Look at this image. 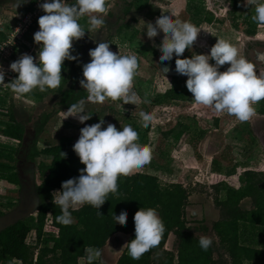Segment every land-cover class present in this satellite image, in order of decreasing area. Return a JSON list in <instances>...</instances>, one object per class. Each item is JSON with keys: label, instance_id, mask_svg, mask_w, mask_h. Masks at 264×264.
<instances>
[{"label": "clouds", "instance_id": "obj_1", "mask_svg": "<svg viewBox=\"0 0 264 264\" xmlns=\"http://www.w3.org/2000/svg\"><path fill=\"white\" fill-rule=\"evenodd\" d=\"M39 6L44 15L38 18L39 30L33 37L41 45L38 61L32 55H21L9 65L10 70L18 75L8 83L4 82L5 71L0 67V85H7L16 95L30 93L33 89L44 92L60 87L64 79L61 72L64 60H77V56L72 55L73 41L83 38L86 33L79 18L89 14L90 29H99L104 25L103 16L110 7L106 0H74L71 3L69 0H44ZM252 19L264 26V0L256 3ZM142 22L149 38L155 37L160 30L165 33L158 45L161 50L159 59L170 61L176 56L175 71L187 76L186 87L196 104L210 106L218 113L227 112L240 121L251 119L256 112L253 104L264 99V72L258 73L254 63L243 56L235 44L218 37L208 54L194 53L191 57L181 58L186 48H192L200 33L197 25L170 14H161L155 23ZM109 45L107 41H100L89 50L91 59L82 66L84 78L79 83L87 91L86 99L103 103L111 98L121 99L124 104H136L140 97L133 90V81L138 73V56L130 51L127 54L114 52ZM225 64L228 65L226 70L220 71ZM168 83L172 87L169 80ZM63 112L66 118L73 116L81 123L91 117L85 111L84 99L72 103ZM140 116L145 127L156 118L154 112L146 110H141ZM104 124V119H100L97 123L85 125L73 145L85 167L79 170L78 177L63 181L61 190L54 192L53 202L61 210L56 220L62 224H71L70 209L84 204L94 206L103 216L99 208L109 193L118 192V178L131 174L152 158L151 146L138 142V129L130 124L119 129L113 123H107L106 127ZM127 215V209H123L119 214L113 213V219L126 224ZM133 219L135 238L126 244L129 255L139 259L159 245L165 225L154 207L139 208ZM212 242L209 236L199 238V245L204 250ZM85 253L88 264H92L101 257L102 250L87 246Z\"/></svg>", "mask_w": 264, "mask_h": 264}, {"label": "trees", "instance_id": "obj_2", "mask_svg": "<svg viewBox=\"0 0 264 264\" xmlns=\"http://www.w3.org/2000/svg\"><path fill=\"white\" fill-rule=\"evenodd\" d=\"M232 4L235 6V1ZM146 7L153 15L159 14V9L154 5L147 4ZM75 56L77 60H71L66 73H62L64 79L60 87L43 92L57 99V105L62 110H67L80 99L87 100V91L79 83L84 78L82 66L87 61L79 53ZM223 66L228 67L227 64ZM153 103L160 104V101L155 97ZM260 113L264 115V99H261ZM50 116L43 113L34 122L35 139L26 150L37 207L31 215L0 233L1 264H7L14 258L22 264H78L82 257L88 264L85 253L87 246L102 249L116 233L128 235V242L135 238L133 217L141 207L157 209L165 225L162 239L159 245L139 259L129 255L127 246L116 264H264L261 241L253 240L246 244L242 241L241 231L247 228L264 231V167L239 171L233 165L221 175L215 173L219 170L213 162L211 189L220 216L211 225L216 241L212 239V245L207 250L200 247V237L195 235L194 229L201 233L208 232V229H192L187 225V187L181 183H162L158 177L142 172L118 178V192L109 193L99 208L103 216L94 206L84 204L70 209L73 217L71 224L58 222L56 216L61 214V210L53 202L52 191L61 190L62 182L78 177L79 170L85 166L73 150V141L45 147L37 145V138L44 131ZM2 133L19 142L16 148L0 144V160L12 163L23 146L24 125L11 115L10 123ZM0 170H4L0 178L20 185L15 167H2L0 163ZM221 193L224 198H220ZM244 200H250L249 209L242 208ZM123 209H127L128 213L126 224L113 219V213L119 214ZM3 214L0 213V216ZM170 235L175 237L174 251L165 248ZM92 264L99 262L93 261Z\"/></svg>", "mask_w": 264, "mask_h": 264}, {"label": "crops", "instance_id": "obj_3", "mask_svg": "<svg viewBox=\"0 0 264 264\" xmlns=\"http://www.w3.org/2000/svg\"><path fill=\"white\" fill-rule=\"evenodd\" d=\"M14 1H16L13 2L15 6L21 4V0ZM30 2L31 0H29L28 4H30ZM210 2L212 1L210 0ZM157 8L159 9L160 14H166L164 9L160 10V7ZM209 11L212 12V15L210 13L207 16L205 15L202 23L198 26L200 29L199 36L193 43L195 49L200 51L198 54H208L210 52L209 47L215 44L216 39L218 37H223L235 44L243 55V41L244 38H247L246 34L238 28L239 26L237 27L236 23L231 22V24L227 20H222V23L218 24L214 19L219 18V20H221L226 14L230 16L232 13L230 11L228 13L225 7H223V9L220 7L217 8L214 3L209 7ZM10 12L16 14L7 8H2V11L0 12V20L4 21L2 20V17L9 16L8 13ZM160 14L154 16V18L158 17ZM107 15L110 14L107 13ZM236 16L238 17V14H236ZM236 16H231L232 21L239 20L242 21L241 24H248L251 21V16L247 20H241ZM10 18L12 17H9L8 20H5L4 23L0 24V42L2 38H4L6 32L3 24L6 23L7 26L10 27L14 22L12 21L13 18H15L14 15L12 19ZM249 29L255 32L260 31V29H257L254 26L251 27V25H249ZM38 30L39 25L32 29L31 33L25 38L23 44L27 54L32 55L34 58L37 57V61L41 45L36 43L33 37L34 33ZM213 37L215 38L214 40ZM97 41L98 39L96 42ZM74 42H76V40H74ZM74 42L72 55L75 56L78 54L75 52L78 43ZM208 43V49L205 50L206 44ZM87 45L88 43H86V46ZM260 57L264 58L263 55H260ZM173 59L175 60L176 57L174 56ZM70 61L71 60L67 59L64 60L61 70L62 73H66L68 70ZM213 62L214 61H210V63ZM10 64L11 63L8 61L0 62L2 68H7ZM170 66L171 67H168L172 68L171 73L166 74L167 76L163 79L165 89L162 92L156 91L154 93L155 96L151 101L147 98H143L141 102L140 99L136 104H124L122 101L121 105L118 107V112L119 114H122V120L125 122V125H132L135 116L139 117L141 110L154 112L156 117L147 127H144V129L137 128L135 124L132 125L134 128L138 129V142L141 144H148L152 148L151 160L142 167L134 170L132 173L142 172L156 177L157 175L155 174L159 173L170 176L172 175V160L174 159L175 164L181 162L188 169H196L199 170L198 172L207 170L208 168L213 170L212 165L214 162L216 169L219 170L215 173L224 175L228 168H224L223 163L226 162L229 165L231 161H238V159H232L235 154L242 157L240 159L242 161L239 163L238 168L243 171L257 170L258 168L264 167V115L260 113L261 100L253 104L256 112L248 121H240L234 115L228 114L227 112H217V116L204 117L203 115H206V112L202 109L203 105L196 104L193 100L192 93H190L188 89L181 88L184 77L182 74H180V76L177 75L175 71V61H173ZM225 69L224 66H221L220 71H224ZM256 70L258 73L264 72V67H256ZM137 74H139V72ZM17 75L18 74L14 72V76L16 77ZM167 79L170 83L173 82L171 83L172 87ZM133 90L137 94L139 93L137 88H134ZM155 97L158 98L160 104L153 103ZM90 103L92 102L85 100V111L91 117L89 120L81 123L76 117L69 116L66 118L63 112L66 110H62L57 105V100L50 94L43 93L38 89H33L30 93L16 95L7 87L0 97V134L4 137V140H0V144L13 148H16L19 144L18 140L6 137L2 133L6 125L10 123L11 115L17 122L24 125V143V141L27 140V136L30 134L29 126H33L37 118L43 114V111H49L47 114H51L49 122L43 132L45 138L52 141L53 144H59L64 141L76 142L79 138L78 136L80 135L81 128L85 125H91L99 122L100 119L106 118L104 117L105 114L102 115V111H93L91 105H89ZM184 103H190L192 106L181 107ZM211 110L213 109L211 108ZM175 112H178V115L173 116ZM139 122L142 123V118ZM70 127L74 128V133L68 135L67 130ZM153 131H155V133L157 132V134L153 135ZM220 144L222 145L221 147ZM252 152H254L253 155ZM18 159L19 155L15 156V161L12 163L5 161V159L0 160V163L2 167L12 165L16 169L14 172H17ZM141 168L145 170L143 171ZM1 173H4V170H0V175ZM0 182L1 184L3 182L6 183L3 184L5 187H1L0 189L1 196H6L3 195L5 192L11 195L16 194L18 191V194H20V185L10 183L4 178H0ZM2 199L3 201H13L11 200L12 198L2 197ZM121 236L125 238L124 242H121ZM125 236L128 235L116 233L110 237L106 245L101 249L102 255L100 258L103 260L104 257L106 259L112 258L113 260V254L118 251L119 246L127 248L126 243L128 242V238ZM123 252L119 255L117 253L118 256L116 257L115 264ZM95 261L101 264V260L97 259ZM18 262L20 261L13 259L7 264H18ZM78 264H85L84 259H80Z\"/></svg>", "mask_w": 264, "mask_h": 264}, {"label": "rangeland", "instance_id": "obj_4", "mask_svg": "<svg viewBox=\"0 0 264 264\" xmlns=\"http://www.w3.org/2000/svg\"><path fill=\"white\" fill-rule=\"evenodd\" d=\"M73 1L74 0H69L70 3ZM211 1L212 2H210V0L209 2L208 0H106V3L110 5L107 12L110 15L106 14L103 16L105 23L99 29H90L89 14H86L79 18V23L84 27L86 33L83 38L76 40V42L73 41L74 43H78L75 52L81 54L82 57L87 62H89L91 59V57L89 56V50L94 49L100 41H107L110 43L109 47L112 48L111 50H113L114 52L120 51L122 54H127L130 51L136 53L138 56L139 74H137L134 77L133 89L137 88L139 90L138 96L141 99L140 102L143 100V98H147L148 100L151 101L152 98L155 96L154 93L156 91L162 92L165 89V85L163 84L164 82L163 79L165 78V76H167L166 74L171 73L172 68H169L171 67L170 63H173V61L175 60L172 59L170 61H160L159 59L161 55V50L158 48V45L162 43L163 36L165 35L163 30H160L158 34L152 38H149L146 35V25H144L142 20L145 23L147 22L155 23V20L157 18V17L154 18L155 15H153L151 11L147 9L146 7L147 4L152 6L154 5L155 7L156 6L160 7V10L164 9V12L166 14L172 15L174 18L191 21L193 24L199 26L202 23L205 15L207 16L209 13L212 15V12L209 11V7H211L212 4L214 3L215 6H217V8L220 7L223 9V7H225L228 13L229 11L232 13V15L230 16L226 14L223 18H221V20H219V18H214L216 20V23L221 24L222 20H227L230 23L231 22L236 23L237 27L239 26L238 28L241 31H243L247 36V38H244L243 41V46H244L243 56H245L248 60L253 62L255 67H261V68L264 67V58L260 57V55L264 56V26L258 25V23L252 19V17L255 15L256 3L260 2V0H238V1L211 0ZM232 1H235L238 5L236 4L234 6L232 4ZM13 2L16 1L0 0V12L2 11V8H7L16 13V14L12 12L8 13L9 16L2 17V20L4 21L8 20L9 17L13 18L14 15L15 18H13L12 21L15 22L17 20V17H19V15H21V13L28 6L29 0H26V2L25 0L24 1L21 0V4H19L18 6L17 5L15 6ZM236 14H238V17L236 16ZM233 15L241 20L242 19L247 20L251 16V21L246 25L244 23L241 24L242 21L239 20L232 21L231 16ZM4 21L0 20V24L4 23ZM14 22L12 25H14ZM125 24H127L128 26L124 27ZM12 25L8 27L6 23L3 24V27L5 28L6 31L5 36L6 33L12 29ZM249 25H251V27L254 26L257 29H260V31L258 32L251 31V29H249ZM97 39L98 41L96 42ZM214 39L215 38L213 37V40ZM86 43H88L87 46ZM208 45L209 43L206 44L205 50L208 49ZM209 48H211V46ZM186 50L187 48L185 49V52L182 54V57H190L192 54L194 53L198 54L200 52L197 49H195L194 45L192 46V48L188 49L187 51ZM165 68L168 69L166 72L164 71ZM177 75L180 76V74L178 73ZM183 77L184 79H183V84H181V88L187 90L185 84L187 80V76L183 75ZM121 102H122L121 99L112 100L111 98H108L103 103L92 102L89 105H91L93 111L98 112V110H100L103 113L102 115L105 114L104 117L106 118H104L105 121L104 127L107 126V123H113L119 129L120 127H123L125 125V122L122 120V116H121L122 114H119L118 112V107L121 105ZM183 106L191 107L192 104L184 103L181 107ZM202 109H204L206 112V115H203L204 117L217 116L218 114L217 112L211 110L210 106L203 105ZM44 112L48 113L49 111H43V113ZM177 113L178 112H175L173 116L178 115ZM140 120H141L140 115L139 117L135 116L133 124H135L139 129L142 128L144 129L145 126L139 122ZM260 128L263 129L262 127ZM29 129H30L29 130L30 134L27 136V143L30 146L33 140L35 139V132L33 130V126L32 127L29 126ZM43 132L37 138V145L39 147H45L48 146L49 144H53L52 141L48 140L47 138H45V136H43ZM153 132H154L153 135L157 134V132L156 133L155 131ZM67 133L68 135L74 133V128L71 127L68 128ZM221 146L222 145L220 144V147ZM253 154L254 152H252V155ZM241 158H242L241 156L235 154L232 159L233 160L238 159V161H231L229 165L226 162H224L223 163L224 168H229L232 167L233 165H236V167H238L239 163H241L242 161L240 160ZM212 169H213V165H212ZM141 170L144 171L145 169L141 168ZM238 170L243 171L239 168ZM198 171L199 170L196 169L193 170L188 169L181 162L175 164L173 159L172 175L166 176L159 173H156L155 175H157L158 179L162 183H171V182L181 183L185 187H187V189L189 190L188 204L185 210L187 225L192 229L196 227H206L208 229V232L206 233H201L194 229L195 235L199 237L209 236L212 237L213 240H215L214 234L211 231V225L213 222L218 220L220 216V210L215 205L214 194L211 189V183H212L211 175L213 173V170H210V168H208L207 170H202L201 172ZM3 184L6 183L3 182L1 184L0 182V189L1 187H5ZM6 193L7 192L3 194L6 196L0 195V213H6L10 211L15 206H17L19 202L18 191L16 194H11V195ZM2 197L12 198L11 200L13 201H7L6 199H5L6 201H3ZM220 198H224L223 193H221ZM241 206L244 209H249L250 200H244L241 203ZM241 231L243 234L242 241H245L246 244H249L250 241L253 240L261 241L262 243L261 245L262 247H264V231L258 232L257 229H251V228H247L245 230L242 229ZM125 237L128 238V236ZM121 238H122L121 242H124L125 238L123 236H121ZM165 248L171 251L175 250V237L173 235L169 236ZM125 250L126 248H123V246H119L118 251L114 252L113 254L114 257L113 260L112 258L106 259L105 257L104 260L101 258H99V260H101L103 264H115L116 257Z\"/></svg>", "mask_w": 264, "mask_h": 264}, {"label": "built area", "instance_id": "obj_5", "mask_svg": "<svg viewBox=\"0 0 264 264\" xmlns=\"http://www.w3.org/2000/svg\"><path fill=\"white\" fill-rule=\"evenodd\" d=\"M44 0H32L26 9L17 17V20L12 25V29L6 33V36L0 42V62L13 61L20 58L21 55L27 54L23 44L25 38L31 33L32 29L37 25L38 18L44 15L43 10L40 8ZM0 67H2L0 65ZM5 71V83L10 82L15 78L14 72L10 70L9 66L3 68ZM7 88V85H0V97L3 91ZM0 140H4V137L0 134ZM52 195L54 196V192Z\"/></svg>", "mask_w": 264, "mask_h": 264}, {"label": "water", "instance_id": "obj_6", "mask_svg": "<svg viewBox=\"0 0 264 264\" xmlns=\"http://www.w3.org/2000/svg\"><path fill=\"white\" fill-rule=\"evenodd\" d=\"M24 143H27V140H25ZM27 146H29L28 143ZM25 163H27L26 151L23 150L22 152V150H20L17 175L20 184L21 199L17 206L0 216V233L31 215L37 207V199L33 191V175L32 172L26 174L23 170Z\"/></svg>", "mask_w": 264, "mask_h": 264}, {"label": "flooded vegetation", "instance_id": "obj_7", "mask_svg": "<svg viewBox=\"0 0 264 264\" xmlns=\"http://www.w3.org/2000/svg\"><path fill=\"white\" fill-rule=\"evenodd\" d=\"M173 59V58H172ZM172 63H170V65H171ZM28 148V146H27V143H23V147H22V152H23V150H25L26 151V149ZM23 170L26 172V174H29L30 172H31V168H30V165L28 164V163H25V166L23 167ZM20 199H21V197H20V194H19V201H20ZM18 204H19V202H18Z\"/></svg>", "mask_w": 264, "mask_h": 264}]
</instances>
